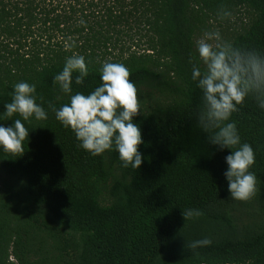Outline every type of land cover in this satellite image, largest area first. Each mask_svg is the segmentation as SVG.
<instances>
[{
	"label": "trees",
	"instance_id": "1",
	"mask_svg": "<svg viewBox=\"0 0 264 264\" xmlns=\"http://www.w3.org/2000/svg\"><path fill=\"white\" fill-rule=\"evenodd\" d=\"M222 5L231 17L220 18ZM244 14L228 41L264 55V0H0V125L22 120L4 115L21 81L36 85L48 116L22 120L30 132L23 156L0 149V169L13 180L0 193L33 230L29 244L21 228L6 243L0 232V264H53L43 231L56 240L55 264H264V109L249 97L232 114L255 151L258 181L252 199H232L224 175L231 149L208 144L197 127L202 92L189 62L198 34ZM69 38L76 47L65 48ZM73 53L91 64L83 84L74 73L72 94L100 86L99 69L110 61L125 64L138 89L170 95L134 118L144 141L140 169L125 168L114 148L93 156L79 147L49 108L69 102L53 80ZM190 208L203 215L185 222ZM205 237L211 245L186 249ZM11 245L17 262L8 260Z\"/></svg>",
	"mask_w": 264,
	"mask_h": 264
},
{
	"label": "clouds",
	"instance_id": "2",
	"mask_svg": "<svg viewBox=\"0 0 264 264\" xmlns=\"http://www.w3.org/2000/svg\"><path fill=\"white\" fill-rule=\"evenodd\" d=\"M219 16L229 18L232 13L222 5ZM69 40L65 42V48L76 47V41ZM195 45L197 55L189 62L192 79L202 92L197 127L207 134L208 144L219 150L231 149L225 157L228 191L232 199L250 200L258 191L257 176L250 170L255 164V151L249 143L241 142L237 124L231 117L239 110L238 105L249 97L264 109V55L257 50L235 46L221 36L219 29L205 31L196 39ZM90 64V60L78 53L67 57L53 84L69 95V102L56 108L49 101L48 106L56 119L74 132L79 147L93 156L114 148L125 168L140 169L143 154L139 146L144 141L142 129L134 118L142 109L138 88L130 80L131 71L123 63L105 61L99 69L102 84L89 94H72L74 73L75 83L83 84L89 75ZM37 99L35 84L18 82L14 85L12 101L5 104L4 115L11 118L18 114L28 122L32 117L45 120L47 112ZM39 99L42 101L43 97ZM22 120L14 119L12 126L0 125V149L15 157L24 155V142L30 134ZM202 215L199 209H182L185 222ZM211 244V238L205 237L186 242L185 247L195 250Z\"/></svg>",
	"mask_w": 264,
	"mask_h": 264
},
{
	"label": "rangeland",
	"instance_id": "3",
	"mask_svg": "<svg viewBox=\"0 0 264 264\" xmlns=\"http://www.w3.org/2000/svg\"><path fill=\"white\" fill-rule=\"evenodd\" d=\"M241 18V19H240ZM240 18H234L235 22H233L231 25H226V24H218L216 22H214V26L212 28V30H216L219 29L221 36L225 39L228 40L230 38V36L232 35L233 32V28L234 27H238L241 24V20L243 21H247L248 17L246 14L241 15ZM201 35L203 34H198L196 36V39H198ZM138 97H139V101H140V105H141V109L142 110H147L148 108L152 107L154 104H156V102H164V101H168V99L170 98V95L166 94V93H161L158 90H151L148 88H144L141 87L138 89ZM6 180H10L11 182H13V180L3 171L0 169V188H2L4 186V183ZM15 207L16 205L14 204V202H10V199L1 195L0 193V232L1 231H5V238L3 239V242H9V240H14L12 239L11 236V232L12 230L15 229H19L21 228L23 231V235L26 237V242L28 243L30 240V235L33 234V230L31 229V226L29 224H27V220L24 222L23 219H18L16 212H15ZM41 224L43 223V219L40 220ZM61 226L58 227L55 231H61ZM37 230V229H36ZM39 232V230H37ZM69 231H64L61 235L63 238L68 237L69 236ZM28 234V237H27ZM40 234L42 236L45 237L46 240V248L48 251V258L49 260L55 264L54 262V258H59V250H57L56 246V240L54 237H52L51 235L48 234L47 231H43L40 232ZM60 234V233H59ZM23 236V241H25V238ZM2 242V240H0V243ZM15 242H17V240H15ZM29 244V243H28ZM37 247L42 245L43 242L38 239L37 240ZM13 250V245H11L10 249H9V255H8V260L10 261H14L17 262V258L16 255H14L12 253ZM30 259H36L38 258V256H36V254H32L31 256H29Z\"/></svg>",
	"mask_w": 264,
	"mask_h": 264
}]
</instances>
